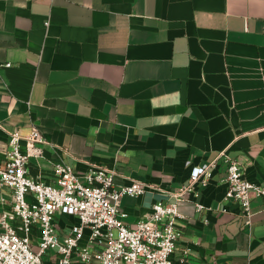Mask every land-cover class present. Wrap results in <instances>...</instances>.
I'll use <instances>...</instances> for the list:
<instances>
[{
  "label": "crops",
  "instance_id": "obj_1",
  "mask_svg": "<svg viewBox=\"0 0 264 264\" xmlns=\"http://www.w3.org/2000/svg\"><path fill=\"white\" fill-rule=\"evenodd\" d=\"M33 125L50 143L31 177L97 164L147 185L122 199L130 227L217 161L178 201L174 261L264 264V200L251 192L248 228L225 198L226 157L264 187V0H0V164Z\"/></svg>",
  "mask_w": 264,
  "mask_h": 264
},
{
  "label": "built area",
  "instance_id": "obj_2",
  "mask_svg": "<svg viewBox=\"0 0 264 264\" xmlns=\"http://www.w3.org/2000/svg\"><path fill=\"white\" fill-rule=\"evenodd\" d=\"M49 143L35 125L25 137L10 133L0 164V191L11 192L10 201L1 199L0 264H47L49 259L52 264H176L179 224L185 219L178 201L187 193L196 196L198 185L209 184L217 161L193 168L189 183L171 193L175 202L153 204L150 214L130 227L122 199L145 194L147 185L134 181L117 187L116 169L97 164L85 172L59 164L53 170L54 183L35 179L29 174V159L41 156V146ZM226 163L225 198L239 204L250 228V194L264 200V187L249 181L237 160L226 157ZM196 209L202 213L206 207L197 203Z\"/></svg>",
  "mask_w": 264,
  "mask_h": 264
}]
</instances>
